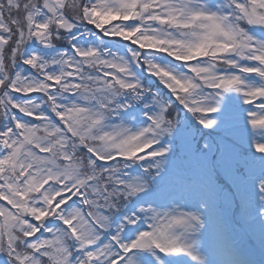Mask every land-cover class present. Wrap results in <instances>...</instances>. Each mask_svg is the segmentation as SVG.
<instances>
[{"label": "snow or ice", "instance_id": "snow-or-ice-1", "mask_svg": "<svg viewBox=\"0 0 264 264\" xmlns=\"http://www.w3.org/2000/svg\"><path fill=\"white\" fill-rule=\"evenodd\" d=\"M0 264H264V0H0Z\"/></svg>", "mask_w": 264, "mask_h": 264}]
</instances>
